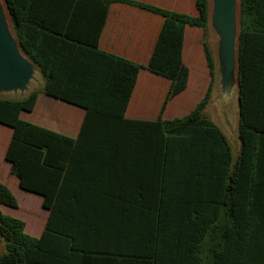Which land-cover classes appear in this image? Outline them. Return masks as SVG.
Here are the masks:
<instances>
[{"label":"trees","instance_id":"obj_1","mask_svg":"<svg viewBox=\"0 0 264 264\" xmlns=\"http://www.w3.org/2000/svg\"><path fill=\"white\" fill-rule=\"evenodd\" d=\"M4 1L23 54L38 65L46 78L43 92L87 110L83 130L88 124H114L113 130L91 132L104 138L110 135L115 140L125 138L126 130L119 124L129 123L124 114L142 69L171 81L165 106L186 90L189 71L182 59L185 27L204 29V51L213 76L206 97L183 119L163 121L160 117L157 122L139 124L146 127L149 153L164 155L168 162L172 156L189 157L196 147H210L213 170L221 171L218 186L232 224L212 226V258L210 262L197 258L195 264H235V260L225 257L234 247L238 248L237 264H264V0H240L238 131L242 147L237 159L222 130L203 114L215 79L214 54L207 33L208 0H197L198 18L135 0ZM115 3L165 18L148 66L99 51L98 41L108 10ZM83 19L88 25V37L78 30ZM30 26L40 29L37 39L30 34ZM36 48H45L46 52L38 54ZM38 94L33 91L24 98H0V124L13 129L6 154L13 175L20 179L24 190L44 198L43 207L51 214L40 238L28 235L23 221L1 211L3 205L17 209L19 204L11 190L0 182V235L6 249L0 264H100L99 260L91 262L80 256L62 230L60 172L65 163L62 160L76 148L75 141L20 117L22 112L34 110ZM115 146L121 148L123 143L117 141ZM236 236L238 244L234 245ZM197 246L198 251L202 250V242Z\"/></svg>","mask_w":264,"mask_h":264},{"label":"crops","instance_id":"obj_2","mask_svg":"<svg viewBox=\"0 0 264 264\" xmlns=\"http://www.w3.org/2000/svg\"><path fill=\"white\" fill-rule=\"evenodd\" d=\"M135 1L193 18L200 16L197 0ZM164 23L165 18L161 15L127 4H112L98 49L146 67ZM87 29L83 19L78 30L88 37ZM29 32L35 39L41 35L36 26H30ZM207 33L214 54L215 79L211 99L203 114L222 130L232 147V144L237 145V139L234 134V143L228 138L232 128L227 127V115L210 110L211 103L222 105L218 86V46H213L216 34L210 16ZM204 35L203 28L185 27L182 59L189 71L187 88L166 106L171 81L146 69L140 71L124 114V120L129 123L119 124L126 130L123 140H115L110 135L104 138L100 133L91 132L113 130L115 126L109 121L88 124L83 130L87 110L44 93L46 78L33 62L40 73L30 93L37 91L38 99L34 110L22 112L20 117L75 141L76 148L62 160L65 163L60 172L59 187L64 199L62 230L67 232V240L75 245L78 254L91 262L195 264L201 257L210 262L212 226L232 224L228 220L227 206L222 205V190L217 181L221 179V171L213 170L210 147L207 150L196 147L189 157L172 156L165 162L164 155L149 153L144 133L146 127L139 124L157 122L160 117L163 121L183 119L206 97L213 76L204 51ZM35 51L41 55L46 52L45 48ZM12 136L13 129L0 124V182L15 195L19 207L3 205L1 211L23 221L25 232L40 238L51 213L43 207L44 198L24 190L20 179L13 175L12 164L6 159ZM117 141L123 143V147L117 148ZM241 147L242 143L236 151L232 147L235 159ZM20 196L25 200V209ZM200 242L203 247L198 251ZM233 243L238 244L237 236ZM225 257L237 264L238 248L234 247L230 254L225 253ZM250 257H254L253 253Z\"/></svg>","mask_w":264,"mask_h":264},{"label":"water","instance_id":"obj_3","mask_svg":"<svg viewBox=\"0 0 264 264\" xmlns=\"http://www.w3.org/2000/svg\"><path fill=\"white\" fill-rule=\"evenodd\" d=\"M211 26L217 37L218 86L223 113L228 111L232 90L239 95V34L240 0H210ZM38 67L21 49L13 32L6 3L0 0V98L11 95L27 96L37 82ZM7 95V96H6Z\"/></svg>","mask_w":264,"mask_h":264},{"label":"rangeland","instance_id":"obj_4","mask_svg":"<svg viewBox=\"0 0 264 264\" xmlns=\"http://www.w3.org/2000/svg\"><path fill=\"white\" fill-rule=\"evenodd\" d=\"M1 1L4 4V0H1ZM208 3H209V16L211 18V16H212V5H211L210 0H208ZM212 41H213V38H212ZM213 46H214V48H215V46H217V39L215 36H214ZM11 96L12 97H18V98L21 97L20 94L19 95H11ZM11 96H7V97H11ZM210 110H212V111L214 110V112H219V111L224 112L223 111V105H220V104L217 105V104H215V102L210 104ZM226 115H227V118H225V119L227 122L229 121V123H227V125L229 124L227 127H229L230 129L232 128V135L228 134V138H229V140H231L234 143L235 140H234L233 134H234V136H236L237 145H233L232 142L230 141L234 151H236L237 146H238V148H240V144H241L239 137H238L239 104H238V94H237L236 90H232V93L230 94V97L228 100V111H227ZM223 129H224V127H223ZM20 199H21V203L25 209L26 208L25 207V200L23 197L21 198V196H20ZM17 201H18V199H17ZM26 233H27V231H26ZM27 234L30 235L29 233H27ZM32 237H34V236H32ZM0 248L2 249V250H0V256H1L6 252L5 242L3 241L1 235H0Z\"/></svg>","mask_w":264,"mask_h":264}]
</instances>
